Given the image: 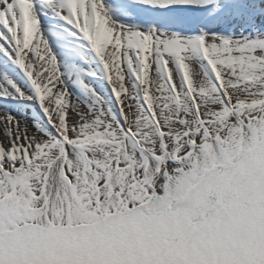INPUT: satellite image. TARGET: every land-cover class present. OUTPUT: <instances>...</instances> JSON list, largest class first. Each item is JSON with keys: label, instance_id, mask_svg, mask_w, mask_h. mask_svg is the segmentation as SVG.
Listing matches in <instances>:
<instances>
[{"label": "snow or ice", "instance_id": "1", "mask_svg": "<svg viewBox=\"0 0 264 264\" xmlns=\"http://www.w3.org/2000/svg\"><path fill=\"white\" fill-rule=\"evenodd\" d=\"M0 264H264V0H0Z\"/></svg>", "mask_w": 264, "mask_h": 264}]
</instances>
